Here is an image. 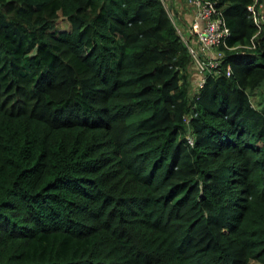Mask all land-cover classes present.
Masks as SVG:
<instances>
[{
    "label": "trees",
    "instance_id": "trees-1",
    "mask_svg": "<svg viewBox=\"0 0 264 264\" xmlns=\"http://www.w3.org/2000/svg\"><path fill=\"white\" fill-rule=\"evenodd\" d=\"M215 1L192 93L162 0H0V264H264V26Z\"/></svg>",
    "mask_w": 264,
    "mask_h": 264
},
{
    "label": "built area",
    "instance_id": "built-area-1",
    "mask_svg": "<svg viewBox=\"0 0 264 264\" xmlns=\"http://www.w3.org/2000/svg\"><path fill=\"white\" fill-rule=\"evenodd\" d=\"M185 1L193 10V19L188 25L186 36L178 33L191 56V64L199 73L196 83L198 90L204 84L206 74L217 71L224 47H228L227 38L231 31L215 0ZM247 9L258 26L257 32H259L264 26V0H254L247 5ZM230 72L231 69L228 66L227 74L229 75Z\"/></svg>",
    "mask_w": 264,
    "mask_h": 264
},
{
    "label": "rangeland",
    "instance_id": "rangeland-1",
    "mask_svg": "<svg viewBox=\"0 0 264 264\" xmlns=\"http://www.w3.org/2000/svg\"><path fill=\"white\" fill-rule=\"evenodd\" d=\"M163 3L165 4V6L167 7L168 12L170 13L173 22L178 30V32L183 35L186 36L187 35V28L188 25L190 23V19L193 16V10L186 5V1L185 0H177L176 1V6L172 5L173 0H162ZM188 6V7H187ZM185 15V16H184ZM60 25H68L67 20L60 18L59 20ZM188 72H189V77H190V81H189V87H190V91L193 93L197 90V80L199 78V73L198 71H196L195 67L193 64H191L188 68ZM198 76V78H197ZM263 91V95H264V87L262 88ZM260 89L258 90V92L256 91L253 95L252 98L254 100V102L257 101V99L259 98V94L261 93ZM252 264H256V263H252Z\"/></svg>",
    "mask_w": 264,
    "mask_h": 264
},
{
    "label": "crops",
    "instance_id": "crops-1",
    "mask_svg": "<svg viewBox=\"0 0 264 264\" xmlns=\"http://www.w3.org/2000/svg\"><path fill=\"white\" fill-rule=\"evenodd\" d=\"M171 2H172V5H173V6H176V1H175V0H173V1H171ZM177 3H178V0H177ZM186 5H187V4H186ZM176 7H177V6H176ZM187 7H188V6H187ZM184 16H185V15H184ZM192 19H193V16L191 17L190 20L192 21ZM191 21H190V22H191Z\"/></svg>",
    "mask_w": 264,
    "mask_h": 264
}]
</instances>
